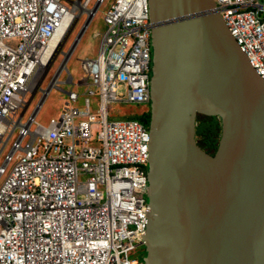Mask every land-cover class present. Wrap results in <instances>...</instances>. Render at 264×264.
I'll use <instances>...</instances> for the list:
<instances>
[{
    "label": "built area",
    "instance_id": "2783aa9c",
    "mask_svg": "<svg viewBox=\"0 0 264 264\" xmlns=\"http://www.w3.org/2000/svg\"><path fill=\"white\" fill-rule=\"evenodd\" d=\"M69 1L0 0V159L18 131L0 162V182L14 163L0 185V264L139 261L130 258L129 252L143 243L148 224L151 135L136 117L110 119L108 104L124 100L151 104L149 0L108 3L98 55L85 61L96 70L79 83L87 85L82 107L77 104L82 94L70 88L58 117L47 124L38 121L39 106L25 121L30 105L25 96L41 83L39 78L34 90L30 89L40 62L47 61L42 71L60 53L70 59L89 21L107 2L96 0L90 6L93 0L78 1L89 10L80 30L84 32L64 50L62 43L57 48L54 44L73 31L81 11ZM215 3L264 79V0ZM67 63L58 71L56 82L75 85ZM65 71L67 77L62 80ZM122 84L126 99L119 94ZM90 95H99L96 110Z\"/></svg>",
    "mask_w": 264,
    "mask_h": 264
},
{
    "label": "water",
    "instance_id": "95a60500",
    "mask_svg": "<svg viewBox=\"0 0 264 264\" xmlns=\"http://www.w3.org/2000/svg\"><path fill=\"white\" fill-rule=\"evenodd\" d=\"M149 13L143 262L264 264V79L215 0H149ZM199 114L221 120L214 155L198 144Z\"/></svg>",
    "mask_w": 264,
    "mask_h": 264
},
{
    "label": "rangeland",
    "instance_id": "374dc122",
    "mask_svg": "<svg viewBox=\"0 0 264 264\" xmlns=\"http://www.w3.org/2000/svg\"><path fill=\"white\" fill-rule=\"evenodd\" d=\"M79 0H72V2H66V3H74L77 4ZM96 0H93L90 6H93L95 4ZM110 0H107V2L102 6L101 11L98 13V15L89 21V26L85 33L83 34L81 41L79 42L78 46L73 48V53L68 60L67 67L71 71V73L74 76L75 85L68 84V83H59V82H53V80L58 76L59 72L62 67L64 66V55L60 53L56 60L53 62V64L50 67H47L46 70L42 69L41 75L39 78L41 79V85L42 88L47 89L48 92L45 94V100H42L43 97V90L39 87L36 88V92L33 88V93L28 92L25 96L27 100H30V105L24 115V120L27 121L30 115L34 110H37L39 106H41V109L39 111L37 120L47 124L50 119L53 117H58L62 111L63 105L65 100L68 98L67 90L70 88H73L77 90L82 95L80 96V99L78 100L77 104L82 107L84 102V95L83 93L86 92L87 85L86 84H79L80 81H85L89 79L95 72V68L87 67L85 65V61L88 58H95L98 55L99 47L101 43L102 34L106 30V24L104 22L103 16L106 8L108 7V3ZM79 8L80 5L77 4ZM83 9V8H80ZM85 12L80 11L79 14V21L76 25V27L73 29L71 35L65 40L64 44V50H68L71 44L73 43L74 39H76L77 35L79 34L80 30L82 29L83 25L85 24L87 18L84 16ZM88 23V21H87ZM99 32V35L95 34ZM55 77V78H54ZM67 77L66 71L60 75V79L64 80ZM43 81V82H42ZM53 83V84H52ZM52 84V85H51ZM61 86L62 89L57 88L56 86ZM119 94L126 99L127 97V91L125 85L122 84L119 88ZM90 98L92 100V108L96 110L98 108V102H99V95H90ZM109 108V118L113 120L123 119V118H132L136 117L137 115H142L144 112L151 109V104L149 103H136L133 101H115L110 102L108 104ZM18 131L14 133V135L10 138L7 147L5 148V151L0 159V162L2 163L5 159L6 154L10 151L13 141L17 138ZM28 139H26L27 141ZM197 141L202 142V136L197 135ZM220 141V139H219ZM219 145V144H218ZM209 148L208 146H206ZM206 150V149H205ZM14 163H12L9 166V169L5 176L2 178L0 185L4 182L6 176L12 169ZM145 255V246L143 244L137 245L133 250L129 252L130 258L139 259L138 264H144L143 258Z\"/></svg>",
    "mask_w": 264,
    "mask_h": 264
},
{
    "label": "trees",
    "instance_id": "16d2710c",
    "mask_svg": "<svg viewBox=\"0 0 264 264\" xmlns=\"http://www.w3.org/2000/svg\"><path fill=\"white\" fill-rule=\"evenodd\" d=\"M151 112L150 110L144 112L142 115H137L136 118L149 125ZM202 136L203 143L198 141V144L206 149L207 152H212V155L215 154L219 139L221 136V120L217 116L210 115H198V125H197V135ZM208 146L209 148H207Z\"/></svg>",
    "mask_w": 264,
    "mask_h": 264
},
{
    "label": "bare ground",
    "instance_id": "6f19581e",
    "mask_svg": "<svg viewBox=\"0 0 264 264\" xmlns=\"http://www.w3.org/2000/svg\"><path fill=\"white\" fill-rule=\"evenodd\" d=\"M80 6H81L80 8H83V9H84V12H85V13H89V10L86 9L85 6H84L83 4H80ZM83 9H81V10L83 11ZM71 31H72V29H71L70 31H68L67 35L65 34L64 37L58 39L57 42L54 44V47H56V46L59 47L61 43H62L63 45H65L64 42H65V40L67 41V39L69 38V35L71 34ZM65 43H66V42H65ZM57 47H56V48H57ZM46 63H47L46 60H42V61L40 62V67L38 68V70H37L36 73H35V74L38 75V76H37V79H35L34 84L32 85V87H31V83H30V89H31V90H33V88L37 86V83H38V81H39V77H40V75H41V72H40V71H41V67L44 66ZM48 67H50V66H48ZM46 69H47V67H45L44 70H46ZM56 77H58V76L56 75ZM41 79H42V78H41ZM56 81H57V78H55V79L53 80V82H55V83H56ZM52 84H53V83H52ZM52 84H51V85H52ZM39 88L43 90V97H42V100H41V101H44V100H45V94L48 92V88H47V89H44V88L41 87V85L39 86ZM35 91H37V90L35 89Z\"/></svg>",
    "mask_w": 264,
    "mask_h": 264
},
{
    "label": "clouds",
    "instance_id": "9594fccd",
    "mask_svg": "<svg viewBox=\"0 0 264 264\" xmlns=\"http://www.w3.org/2000/svg\"><path fill=\"white\" fill-rule=\"evenodd\" d=\"M77 46H78V45H77ZM72 53H73V51H72ZM68 60H69V59H68ZM151 75H152V73H151ZM67 91H68V90H67ZM67 91H66V92H67ZM38 114H39V113H38ZM148 127H149V125H148ZM149 131H150V130H149Z\"/></svg>",
    "mask_w": 264,
    "mask_h": 264
},
{
    "label": "flooded vegetation",
    "instance_id": "af4514ba",
    "mask_svg": "<svg viewBox=\"0 0 264 264\" xmlns=\"http://www.w3.org/2000/svg\"><path fill=\"white\" fill-rule=\"evenodd\" d=\"M210 154H212V152L210 151Z\"/></svg>",
    "mask_w": 264,
    "mask_h": 264
}]
</instances>
